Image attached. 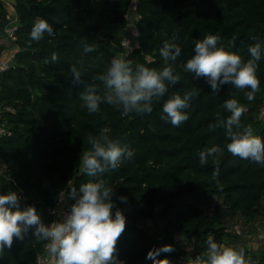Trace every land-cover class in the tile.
<instances>
[{"label": "trees", "instance_id": "1", "mask_svg": "<svg viewBox=\"0 0 264 264\" xmlns=\"http://www.w3.org/2000/svg\"><path fill=\"white\" fill-rule=\"evenodd\" d=\"M14 2L21 24L16 42L20 51L15 67L0 74V108L11 110L5 118L12 131L0 140V193L17 192L21 207L35 206L48 225L62 196L72 207V188L102 180L114 190L113 217L116 211L126 217L115 253L123 264H153L146 259L148 253L165 246L174 250L157 259L181 264L182 256L206 253L209 236L218 245L228 240L237 243L229 233L237 216L264 219V165L233 156L226 148L231 141L225 129L210 127L226 121L231 113L223 105L236 99L247 109L242 125L264 138V58L257 62L260 91L251 102L245 96L248 89L226 84L214 94L205 78L184 71L194 55V42L208 35H218V47L240 55L243 61L251 59L249 47L264 45V0H137L138 47L131 51L122 43L133 0ZM7 15L0 0V36L9 23ZM37 18L52 26L54 38L45 34L39 42L30 40ZM165 41L182 49L173 64L180 80L164 97L154 98L150 114L122 115L120 108L108 104H101L97 113L83 107L81 93L86 85H95L101 94L105 91L99 76L113 57L157 71L166 67L159 54ZM85 44L95 51L86 53ZM3 50L0 47V59ZM54 53L56 62L51 61ZM73 65L81 70L79 81L71 78ZM187 91L195 93L186 110L189 119L179 127L162 120L169 97ZM102 133L134 155L116 169L89 177L81 157L92 150L89 137ZM217 146L223 154L209 157L202 167L200 153ZM217 167L219 174L214 177ZM122 196L127 197L126 203L120 201ZM125 208L140 215H129ZM158 211L165 236L161 245L152 244L139 225ZM187 244L193 245V252L186 250ZM44 248L45 242L34 240L30 232L23 240L14 238L12 247L0 253V264H37ZM251 259L252 264H264V251L260 259L256 253Z\"/></svg>", "mask_w": 264, "mask_h": 264}, {"label": "clouds", "instance_id": "2", "mask_svg": "<svg viewBox=\"0 0 264 264\" xmlns=\"http://www.w3.org/2000/svg\"><path fill=\"white\" fill-rule=\"evenodd\" d=\"M45 34L55 37L52 26L43 18H37L30 32V40L39 42ZM175 39V38H174ZM218 35H208L194 42V55L184 64V71L195 78H205L213 93H219L224 85H233L238 90L248 89L246 99L255 100L260 91L256 71L259 61L264 58V45L257 43L249 47L251 59L243 61L241 56L218 47ZM84 51H95L93 46L84 45ZM159 54L167 65L162 70L150 69L143 64H134L132 60L113 57L99 80L105 91L101 94L93 84L86 85L81 99L83 107L89 113H97L101 104L116 106L122 115L131 113L150 114L153 111V100L164 97L170 87L175 86L180 77L175 74L173 64L182 54L181 47L176 43L165 41ZM58 59L54 53L51 61ZM71 78L79 81L81 70L73 65L69 68ZM196 89V88H194ZM197 90V89H196ZM194 91H187L181 96L175 94L164 103L161 119L179 127L189 119L187 109L190 107ZM231 115L211 128L223 127L230 143L227 151L233 156L251 160L264 165V138L254 135L251 127L242 125L241 117L246 106L230 99L223 105ZM92 150L81 157L83 169L87 176L98 177L109 169H116L125 160H130L134 153L127 146L121 147L103 133L98 137H89ZM223 154L221 148L212 147L200 153V164L205 166L209 157ZM219 168L213 172L216 177ZM114 190L104 185L102 180L82 184L79 190L72 188L70 198L75 201L70 211L61 219L44 224L35 206L21 207V197L15 191L8 194L0 193V253L11 248L14 238L23 240L25 235L32 233L34 240L45 242V247L55 258V264H123L115 255L118 238L125 231L126 217L121 211L112 210ZM122 203L127 197H119ZM15 209V211H13ZM207 251L197 256L191 264H252L251 257L245 256L243 249H234L218 245L209 236L206 241ZM174 249L165 246L150 251L146 259L153 264H168L160 261L161 253H170Z\"/></svg>", "mask_w": 264, "mask_h": 264}, {"label": "built area", "instance_id": "3", "mask_svg": "<svg viewBox=\"0 0 264 264\" xmlns=\"http://www.w3.org/2000/svg\"><path fill=\"white\" fill-rule=\"evenodd\" d=\"M4 7H6L8 11L7 19L9 23L3 29V34L0 36V47H3L4 50L2 52V56L0 59V74L5 73L15 67V57L17 53L20 51L19 47L16 45L17 42V32L21 26L20 19L14 8V0H2ZM136 3L133 0L132 5L130 7V12L127 16L128 28L126 31V35L123 41V46L126 50L131 51L138 47V44L135 43V40L139 36V29L137 27L138 16L136 15V19L131 18V9L134 7L136 10ZM10 112V109L3 110L0 108V140L4 138H8L12 135V131L10 130L8 121L5 118V112ZM264 117V109L261 114V118ZM71 206L68 205L64 196L61 197L58 204L51 211L52 222H55L62 218L64 214L70 211ZM214 213V208H212L209 212L210 215ZM51 222V223H52ZM232 234H234L238 238L243 237V229L239 225H235L232 230ZM264 244V232L260 237H253L252 241L249 242L248 246H242L238 243H230L223 244L222 246L231 247L234 249H243L245 251V256L253 257V254L259 249L261 244ZM187 251L193 252V245L187 244ZM196 257L182 256L180 258L181 264H191V261L195 260ZM37 264H55V258L49 253V251L44 248L43 252L37 256Z\"/></svg>", "mask_w": 264, "mask_h": 264}, {"label": "rangeland", "instance_id": "4", "mask_svg": "<svg viewBox=\"0 0 264 264\" xmlns=\"http://www.w3.org/2000/svg\"><path fill=\"white\" fill-rule=\"evenodd\" d=\"M136 1L137 0H135V2ZM130 14H131L130 15L131 18L136 19L137 14H136V10L134 7L131 9ZM125 213L129 215H133V216L140 215L139 211L134 210V209H129V208H125ZM233 222H234L233 224L241 226V228L243 229V233H244L243 237L238 238L234 236L231 230H229V233L232 235L233 241H236L238 244L242 246H248L249 242L252 241L253 237H260L262 233L264 232V219L263 218H259L256 221H253V220H248L240 216H237L233 220ZM139 225L140 227H142L143 229L147 231L152 244H157V245L162 244L163 238L165 236L163 235V224L160 219V211H158L156 213V216L153 217L152 219L140 220ZM229 241L230 240H228V242H225L224 244H230L232 240L230 242ZM177 242H179V244L181 243L180 237H178ZM263 251H264V244L262 243L259 249L256 251V256L258 259L262 257Z\"/></svg>", "mask_w": 264, "mask_h": 264}]
</instances>
